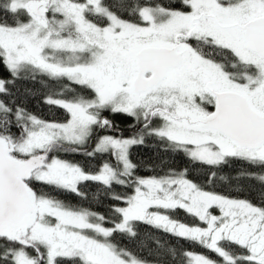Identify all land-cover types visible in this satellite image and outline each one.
<instances>
[{
	"label": "snow or ice",
	"instance_id": "obj_1",
	"mask_svg": "<svg viewBox=\"0 0 264 264\" xmlns=\"http://www.w3.org/2000/svg\"><path fill=\"white\" fill-rule=\"evenodd\" d=\"M0 67V264H152L117 239L139 223L207 250L182 264H264V0H0ZM38 77L60 85L43 102L63 120L16 103ZM146 138L190 167L137 175ZM232 180L259 199L221 190ZM90 182L107 214L54 194L88 200ZM153 243L156 264L177 255Z\"/></svg>",
	"mask_w": 264,
	"mask_h": 264
},
{
	"label": "trees",
	"instance_id": "obj_2",
	"mask_svg": "<svg viewBox=\"0 0 264 264\" xmlns=\"http://www.w3.org/2000/svg\"><path fill=\"white\" fill-rule=\"evenodd\" d=\"M0 77H8V73L2 67H0ZM62 83L67 84L69 82L63 81ZM50 88H55L58 91L60 85L54 84L53 82L48 81L47 78L43 77H38L35 81L19 80L16 82L15 88L13 89L14 99L16 103L23 105L29 111L43 119L63 120L66 113L62 109L54 107L50 108L43 102L44 95ZM117 122L120 123L121 128H126V122L119 119ZM124 134L129 135V132L126 131ZM62 156L65 159L85 164L92 170H95L99 166L102 159H107V157L87 159L85 156L77 154H62ZM131 158L133 162L138 165L137 175L145 177L154 175L157 172L167 170L169 168L182 169L184 167H190L189 162L185 157H183L181 154L163 151L159 143L153 138H146L144 144L134 146L131 150ZM241 167L242 165L240 164L233 165L230 168H226L221 173V175L228 174L234 176L237 170ZM194 174L199 175V170H197ZM231 184V189H229L225 184L222 186L221 190L230 191L234 196L238 195L240 197H246L252 199L253 201L259 199L261 185L255 180H241L239 182L232 180ZM85 191L88 192V200H81L79 197L71 193L57 192L54 194L58 195L60 199H64L74 205L90 207L91 210L102 214H107L109 206L115 203V201L106 195V190L96 183L90 182L85 188ZM114 191L117 193H122L129 191V189L114 186ZM175 216L186 223L194 222L193 219L182 210L177 211ZM137 228L140 236L135 243L130 241L127 237H117V239L121 245L127 246L134 251L140 246V241H143L144 247L140 252V255L148 259L150 262H152V264H156V260L159 258L155 257L149 251V249L155 247L153 241L156 239L165 242L166 247L176 249L177 251L176 256L169 254L162 257L167 261V264H182V254L183 252L189 250L197 253L208 254L206 249L194 244L193 242L166 234L162 231L152 228L149 225L139 223Z\"/></svg>",
	"mask_w": 264,
	"mask_h": 264
}]
</instances>
